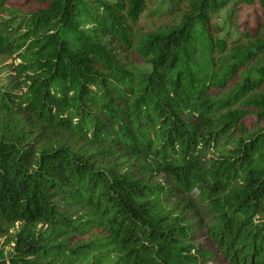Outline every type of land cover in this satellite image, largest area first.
Here are the masks:
<instances>
[{
  "label": "trees",
  "instance_id": "trees-1",
  "mask_svg": "<svg viewBox=\"0 0 264 264\" xmlns=\"http://www.w3.org/2000/svg\"><path fill=\"white\" fill-rule=\"evenodd\" d=\"M30 1L0 0V264H207L183 195L224 264H264V0H155L181 22L137 43L150 0Z\"/></svg>",
  "mask_w": 264,
  "mask_h": 264
},
{
  "label": "rangeland",
  "instance_id": "rangeland-1",
  "mask_svg": "<svg viewBox=\"0 0 264 264\" xmlns=\"http://www.w3.org/2000/svg\"><path fill=\"white\" fill-rule=\"evenodd\" d=\"M24 5H28L31 3L30 0H18ZM7 14H0V24L3 21ZM220 19L214 18L219 23L225 19L226 14L221 13ZM181 22V16L177 14H169L163 11L155 2V0H150L146 2L145 10L139 16L136 27L133 30L134 42L137 43L141 38H143L147 34L151 33H159L169 28H173L177 26ZM245 42V41H244ZM229 48V46H228ZM4 47L0 42V76L5 73V71H10V76H14L15 67L21 63V59L18 58V55L13 51ZM230 50L225 54H229ZM150 57L144 56L141 52H138L136 47H134L131 51V57L129 59V67L128 69L133 75L135 80L141 79L150 69L149 65ZM219 64L216 65L218 68ZM15 77V76H14ZM231 83H229L224 89L219 92L214 93L220 98H225L229 92L231 91ZM257 93L263 94V90H259ZM243 100L241 101V103ZM234 106V109L242 108L243 105ZM249 110H253L251 107ZM260 126L264 128V121L260 123ZM103 160L109 158H101ZM184 208L189 205L188 208ZM166 207L175 215H179L181 212H186L189 217V224L194 226L193 232V242L194 244L202 251L206 252L208 255H212V259L208 261L207 264H224V261L219 257L217 252V248L215 243L212 241L211 236L209 235L208 228L211 227L209 223L208 216L209 214L206 212L205 208L202 204H200L199 200L191 197L189 195H183L182 197H172L166 199ZM76 208L73 206H68L67 209H64V213L66 215H76ZM58 232L63 240L70 243L74 240L73 236L67 230L63 228H58ZM2 243V239H0V244Z\"/></svg>",
  "mask_w": 264,
  "mask_h": 264
}]
</instances>
